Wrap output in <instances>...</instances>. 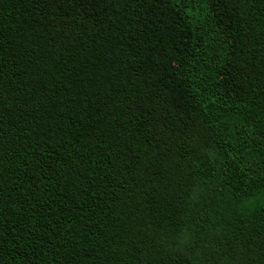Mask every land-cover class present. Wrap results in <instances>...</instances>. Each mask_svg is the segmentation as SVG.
Segmentation results:
<instances>
[{
  "label": "trees",
  "instance_id": "16d2710c",
  "mask_svg": "<svg viewBox=\"0 0 264 264\" xmlns=\"http://www.w3.org/2000/svg\"><path fill=\"white\" fill-rule=\"evenodd\" d=\"M0 264H264V0H0Z\"/></svg>",
  "mask_w": 264,
  "mask_h": 264
}]
</instances>
